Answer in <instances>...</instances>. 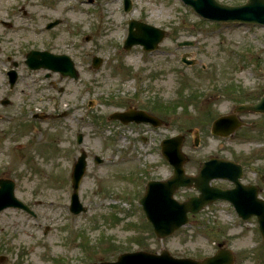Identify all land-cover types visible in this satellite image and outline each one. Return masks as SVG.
<instances>
[{"label": "rangeland", "instance_id": "1", "mask_svg": "<svg viewBox=\"0 0 264 264\" xmlns=\"http://www.w3.org/2000/svg\"><path fill=\"white\" fill-rule=\"evenodd\" d=\"M130 2L131 10L124 12L123 0H0L16 5L21 27L16 33L8 29L9 38L0 45V101L11 102L7 108L0 104V115L17 118L15 142L7 136L1 140L0 163L10 162L21 173L17 195L36 213L0 214L7 241L18 228L15 243L23 264H91L114 261L123 252L159 254L163 249L177 258L201 260L220 246L232 250L233 264H264L256 219L240 220L228 202L189 215L186 225L162 239L137 205L146 181L171 175L157 150L160 139L176 134L184 135L182 151L190 160L186 172L196 174L210 156L232 160L242 165L240 181L259 187L264 199V114L237 113L241 125L228 137L211 135L209 129L239 101L252 103L264 95V26L209 21L181 0ZM54 19L59 24L45 30ZM131 19L166 31L156 50L122 49ZM184 42L190 45L179 46ZM28 47L67 54L77 79L45 76L46 70L22 63L17 86L8 93L1 59L9 54L21 60ZM93 56L102 58L98 68L91 65ZM183 57L192 64H184ZM156 102L166 112L155 109ZM130 106L158 116L165 125L107 120L111 112ZM35 113L45 118L31 121ZM6 127L8 133L12 126ZM77 132L91 157L79 188L86 211L74 215L69 174L79 154ZM95 154L102 164H93ZM210 184L232 187L223 179ZM194 193L184 188L176 197L185 200Z\"/></svg>", "mask_w": 264, "mask_h": 264}, {"label": "water", "instance_id": "2", "mask_svg": "<svg viewBox=\"0 0 264 264\" xmlns=\"http://www.w3.org/2000/svg\"><path fill=\"white\" fill-rule=\"evenodd\" d=\"M192 6V8L204 18L220 22H240V23H255L264 25V0H247L244 5L229 6L217 2L216 0H184ZM125 10L130 9L129 0L124 1ZM141 35L137 36L132 32L131 27L125 48L127 49L133 44H141L145 49L156 48L157 43L163 38L164 31L153 28L143 23L133 22ZM46 66L58 68L54 58L47 54H42ZM62 58V57H60ZM59 58V59H60ZM98 62V59H94ZM68 62V59H67ZM68 68L71 74H74L72 64L68 62ZM62 65V69H65ZM237 111L250 110L254 112L264 113V96L256 104H245L238 106ZM111 119H119L123 123L129 121L150 122L153 125L160 124V121L145 112L129 109L123 113H114L110 116ZM233 115L223 116L218 118L212 124L213 134L228 135L240 126L239 122L232 121ZM182 136H177L167 140L164 144V152L167 159L175 167V175L167 182H149L146 193L140 200V204L145 212L146 218L151 222L154 232L158 237H164L171 234L175 229L187 222V212H197L204 204L211 201L209 199H226L232 203L239 217L243 219L249 218L251 215L257 216L258 229L264 240V201L259 200L256 195V190L252 187H243L237 182L239 176V167H236L232 162L218 161L211 159L202 164L200 169V181L196 186L202 191L199 197L190 198L188 201L179 203L172 198L173 192L181 185L186 184L188 179L183 177L182 162L184 157L180 151L182 144ZM81 141L79 136L78 142ZM85 154H82L76 162L73 173L72 183L74 193L72 195V209L75 213L83 210L78 203L77 189L79 181L85 171ZM99 159L96 157L95 161ZM221 176H231L237 187L233 190L225 191L217 188H209L208 182L210 179ZM7 195H0V210L18 205L10 189L7 186ZM233 257L229 251L225 249L218 250L213 256L205 258L201 261L192 260L189 258L177 259L163 250L160 255L149 254L145 252H136L131 254H122L114 263H95V264H231Z\"/></svg>", "mask_w": 264, "mask_h": 264}, {"label": "flooded vegetation", "instance_id": "3", "mask_svg": "<svg viewBox=\"0 0 264 264\" xmlns=\"http://www.w3.org/2000/svg\"><path fill=\"white\" fill-rule=\"evenodd\" d=\"M7 8H8L7 5H0V44L5 43L7 40V37L5 36L6 35L5 30L7 28H11L13 26L11 21L6 24L5 21L1 20L3 12H5V13L8 12ZM6 61L8 62V64L10 61L13 62V60H11L10 56H6ZM7 72H8V70H7ZM7 72H6V74H7ZM17 79H18V76H17ZM16 82H17V80H16ZM9 90H12V89H10V87H9ZM0 120H1V123L6 126L7 124H10L11 120H13V117H10V115H8L7 117H0ZM5 126L0 128V130L3 131ZM6 134H7L6 132H0V138L5 137ZM10 135H12V133ZM11 173L13 174L15 180H17L19 176L17 175L16 170H12ZM191 173H193V172H191ZM0 178L5 179V178H7V175L2 173V174H0ZM0 188H1V186H0ZM0 214H1V212H0ZM3 232H4L3 226H0V264H23V255L15 243V240L17 238L16 232L14 233V235H12L10 238H8L9 243L6 239V235Z\"/></svg>", "mask_w": 264, "mask_h": 264}, {"label": "bare ground", "instance_id": "4", "mask_svg": "<svg viewBox=\"0 0 264 264\" xmlns=\"http://www.w3.org/2000/svg\"><path fill=\"white\" fill-rule=\"evenodd\" d=\"M75 18L77 17V16H74Z\"/></svg>", "mask_w": 264, "mask_h": 264}]
</instances>
